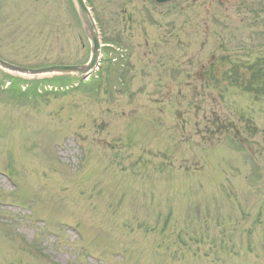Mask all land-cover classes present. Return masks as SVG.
<instances>
[{
    "label": "rangeland",
    "instance_id": "rangeland-1",
    "mask_svg": "<svg viewBox=\"0 0 264 264\" xmlns=\"http://www.w3.org/2000/svg\"><path fill=\"white\" fill-rule=\"evenodd\" d=\"M88 1L89 79L0 70V264H264V0ZM74 8L0 0V57L86 63Z\"/></svg>",
    "mask_w": 264,
    "mask_h": 264
},
{
    "label": "water",
    "instance_id": "water-1",
    "mask_svg": "<svg viewBox=\"0 0 264 264\" xmlns=\"http://www.w3.org/2000/svg\"><path fill=\"white\" fill-rule=\"evenodd\" d=\"M158 5H165L176 0H152ZM83 29L91 44L90 58L85 64L49 65L41 68H27L10 63L0 58V68L15 74L28 77H41L51 75H89L94 71L101 58V36L91 8L86 0H73Z\"/></svg>",
    "mask_w": 264,
    "mask_h": 264
},
{
    "label": "trees",
    "instance_id": "trees-1",
    "mask_svg": "<svg viewBox=\"0 0 264 264\" xmlns=\"http://www.w3.org/2000/svg\"><path fill=\"white\" fill-rule=\"evenodd\" d=\"M88 1V0H87ZM88 3H89V1H88ZM110 61V60H109ZM115 67L114 66H112V64H111V69L113 70ZM118 68H120V67H118ZM108 69V71H109V68H107ZM57 78H61V77H57ZM63 78V77H62ZM254 78H255V80L257 81L258 80V78L257 77H255L254 76ZM56 80V79H55ZM37 82H39V81H37ZM255 82V81H254Z\"/></svg>",
    "mask_w": 264,
    "mask_h": 264
}]
</instances>
